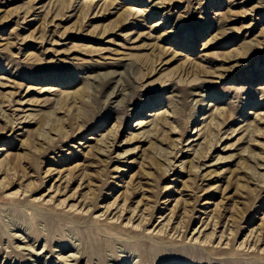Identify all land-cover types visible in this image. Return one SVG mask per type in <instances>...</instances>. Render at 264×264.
Returning <instances> with one entry per match:
<instances>
[{
	"label": "rangeland",
	"instance_id": "374dc122",
	"mask_svg": "<svg viewBox=\"0 0 264 264\" xmlns=\"http://www.w3.org/2000/svg\"><path fill=\"white\" fill-rule=\"evenodd\" d=\"M141 240L264 264V0H0V264Z\"/></svg>",
	"mask_w": 264,
	"mask_h": 264
},
{
	"label": "bare ground",
	"instance_id": "6f19581e",
	"mask_svg": "<svg viewBox=\"0 0 264 264\" xmlns=\"http://www.w3.org/2000/svg\"><path fill=\"white\" fill-rule=\"evenodd\" d=\"M150 221V220H149ZM148 223V222H147ZM146 223V224H147ZM145 225V224H144ZM137 246L140 247V251H142V253L140 254L141 259L145 260L147 263L152 264L154 261L158 260L159 258L163 257V253L161 252L162 249L160 247L159 244H157V246H152L149 245L146 241L141 240L140 242L137 243ZM180 247V246H179ZM188 247V246H187ZM139 249V248H138ZM166 250V249H165ZM183 251V249H182ZM185 251V249H184ZM202 251V250H201ZM204 251V250H203ZM216 252H221L219 249L214 250ZM138 252V251H137ZM224 259V258H223ZM237 259V258H236ZM225 264H241L240 262H237L236 260H234L232 258V256H230L229 258H225L224 260ZM244 263V262H243ZM246 264V263H244ZM251 264V263H250ZM253 264V263H252Z\"/></svg>",
	"mask_w": 264,
	"mask_h": 264
}]
</instances>
